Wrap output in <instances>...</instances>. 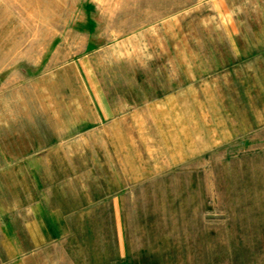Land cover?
Returning <instances> with one entry per match:
<instances>
[{
  "label": "rangeland",
  "instance_id": "374dc122",
  "mask_svg": "<svg viewBox=\"0 0 264 264\" xmlns=\"http://www.w3.org/2000/svg\"><path fill=\"white\" fill-rule=\"evenodd\" d=\"M0 264H264V0H0Z\"/></svg>",
  "mask_w": 264,
  "mask_h": 264
},
{
  "label": "crops",
  "instance_id": "0c3cea01",
  "mask_svg": "<svg viewBox=\"0 0 264 264\" xmlns=\"http://www.w3.org/2000/svg\"><path fill=\"white\" fill-rule=\"evenodd\" d=\"M94 102H95V122L94 123L102 124L104 121L113 118L115 111L112 105L105 104V102H103L102 100L94 99Z\"/></svg>",
  "mask_w": 264,
  "mask_h": 264
}]
</instances>
